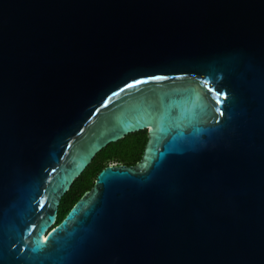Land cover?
<instances>
[{
	"label": "water",
	"instance_id": "water-1",
	"mask_svg": "<svg viewBox=\"0 0 264 264\" xmlns=\"http://www.w3.org/2000/svg\"><path fill=\"white\" fill-rule=\"evenodd\" d=\"M0 264H264V0H0Z\"/></svg>",
	"mask_w": 264,
	"mask_h": 264
},
{
	"label": "trees",
	"instance_id": "trees-1",
	"mask_svg": "<svg viewBox=\"0 0 264 264\" xmlns=\"http://www.w3.org/2000/svg\"><path fill=\"white\" fill-rule=\"evenodd\" d=\"M147 140V130L144 129L111 142L98 152L94 160L63 196L59 207V219H62L84 193L94 185L96 175L102 168L111 162L136 164L143 156Z\"/></svg>",
	"mask_w": 264,
	"mask_h": 264
},
{
	"label": "flooded vegetation",
	"instance_id": "flooded-vegetation-1",
	"mask_svg": "<svg viewBox=\"0 0 264 264\" xmlns=\"http://www.w3.org/2000/svg\"><path fill=\"white\" fill-rule=\"evenodd\" d=\"M147 136H148V130H147ZM98 173H99V172H98ZM98 173H97V174H98ZM96 177H97V175H96ZM95 181H96V178H95V180H94V183H95ZM91 188H92V187H91ZM91 188H90V189H91ZM60 220H61V219H59V221H60Z\"/></svg>",
	"mask_w": 264,
	"mask_h": 264
},
{
	"label": "built area",
	"instance_id": "built-area-1",
	"mask_svg": "<svg viewBox=\"0 0 264 264\" xmlns=\"http://www.w3.org/2000/svg\"><path fill=\"white\" fill-rule=\"evenodd\" d=\"M112 164H118V162H111Z\"/></svg>",
	"mask_w": 264,
	"mask_h": 264
}]
</instances>
